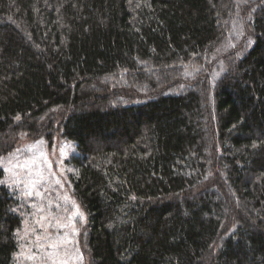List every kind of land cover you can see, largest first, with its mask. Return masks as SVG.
Listing matches in <instances>:
<instances>
[{
    "label": "trees",
    "instance_id": "obj_1",
    "mask_svg": "<svg viewBox=\"0 0 264 264\" xmlns=\"http://www.w3.org/2000/svg\"><path fill=\"white\" fill-rule=\"evenodd\" d=\"M56 134L88 264H264V0H0V157Z\"/></svg>",
    "mask_w": 264,
    "mask_h": 264
},
{
    "label": "rangeland",
    "instance_id": "obj_2",
    "mask_svg": "<svg viewBox=\"0 0 264 264\" xmlns=\"http://www.w3.org/2000/svg\"><path fill=\"white\" fill-rule=\"evenodd\" d=\"M75 156L74 144L56 134L23 137L0 157V186L15 197L21 218L14 264H88L86 217L70 183Z\"/></svg>",
    "mask_w": 264,
    "mask_h": 264
},
{
    "label": "snow or ice",
    "instance_id": "obj_3",
    "mask_svg": "<svg viewBox=\"0 0 264 264\" xmlns=\"http://www.w3.org/2000/svg\"><path fill=\"white\" fill-rule=\"evenodd\" d=\"M30 194V193H29ZM52 246H54V245H52Z\"/></svg>",
    "mask_w": 264,
    "mask_h": 264
}]
</instances>
